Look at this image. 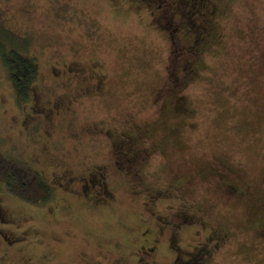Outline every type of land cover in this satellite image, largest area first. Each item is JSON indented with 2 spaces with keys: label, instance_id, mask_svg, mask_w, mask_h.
<instances>
[{
  "label": "rangeland",
  "instance_id": "1",
  "mask_svg": "<svg viewBox=\"0 0 264 264\" xmlns=\"http://www.w3.org/2000/svg\"><path fill=\"white\" fill-rule=\"evenodd\" d=\"M171 2L216 10L188 78L150 2L0 0L39 64L0 60V153L50 184L2 190L0 264H264V0Z\"/></svg>",
  "mask_w": 264,
  "mask_h": 264
},
{
  "label": "trees",
  "instance_id": "2",
  "mask_svg": "<svg viewBox=\"0 0 264 264\" xmlns=\"http://www.w3.org/2000/svg\"><path fill=\"white\" fill-rule=\"evenodd\" d=\"M199 4H202L200 6L203 8L204 11L208 9L207 6L205 7V5L207 4L205 5L203 3H199ZM199 4H197V6ZM184 9L189 10V7H186ZM172 11L173 12L179 11V13H182L183 15L187 12L186 10H182V9H176ZM16 37H17V32L7 27L0 19V60L10 65L11 74L10 73L9 74L13 78V82H14L13 84L16 87L19 86L21 88V92L23 93L25 88H27L28 94L30 95L29 92L30 89L28 87H30L31 82L37 80L39 64L36 60L37 57L36 54H30L33 55L31 56L32 59L31 57L27 58L24 54L25 48H27V44H28V37L26 35H21L18 40H16ZM194 73H195V69H194ZM27 90L25 91L24 95H26ZM174 95H178L177 92H175ZM179 98H180L179 96L177 97L174 96V101H176L177 104L182 101V100L179 101ZM70 178L71 177H68V179ZM103 181H104L103 183L106 184V180H104V178ZM89 184L92 183L89 182ZM48 185L50 184H48L41 178L40 173L37 169L33 167L31 168L30 166L24 164L23 161L15 159L12 156L7 155L6 153L4 154L0 153V194H2V190L4 189L15 196H18L27 201L31 200L37 204L38 200H42L38 198L39 191L41 190L44 193L49 192L50 189ZM35 191H36V195H35ZM184 218L185 216H182V219ZM180 223H182V221ZM169 224L175 225V222H171ZM3 238L4 236H1V240ZM5 239L6 238H4L5 243L11 241ZM185 253H187L188 255L185 259L179 260L180 264H200L199 261L196 262V256L199 253L198 250L191 248L190 250L185 251ZM178 255H180V251L179 253L178 252L175 253L174 258L177 259ZM176 262L177 260H174V264H176Z\"/></svg>",
  "mask_w": 264,
  "mask_h": 264
},
{
  "label": "flooded vegetation",
  "instance_id": "3",
  "mask_svg": "<svg viewBox=\"0 0 264 264\" xmlns=\"http://www.w3.org/2000/svg\"><path fill=\"white\" fill-rule=\"evenodd\" d=\"M141 1L150 2L155 9H157L162 13L163 16H161V21L163 23L161 22L162 24L161 29L166 33L169 42H172L174 45H176L178 51L177 61H175V56L171 58L173 62H175L176 64L179 63L182 70L185 72V75L182 78L190 77L189 75L193 74L194 68H196L194 65V60L192 59V55H196L197 51L199 50L203 42V39L205 38L206 34L209 31V24L212 21V18L216 10L213 8L211 11L210 9H206L204 11L203 8L200 6L202 4H199L198 6L197 4H195L194 6V3L190 2V4L187 5V7H189V10L183 15L182 13H179V11L178 12L172 11L171 7L173 3L171 2V0H141ZM210 13L212 15H210ZM183 33H184V37L183 39H181ZM176 78L177 75L172 73L171 80L173 81ZM123 143L124 142H122V144ZM124 150L125 152H122V157L127 164L130 163L131 159L134 158V154L130 157L131 152L127 154V148H125ZM92 174L95 176V180H94L95 182L92 184L97 183L99 184V189L104 190V183H103L104 181H103L102 172L99 171V172H94ZM89 182L90 181H88V183ZM233 189L234 188L232 187V190ZM185 221H186V216L184 220H182V223L185 224L186 223ZM202 224H204V222ZM211 229L220 231L219 229H215L214 227H212ZM8 243H12V241H9ZM193 248L199 251V253L196 256V262L199 261L200 264H204V259L208 256L209 253L208 249L198 244L193 246Z\"/></svg>",
  "mask_w": 264,
  "mask_h": 264
}]
</instances>
